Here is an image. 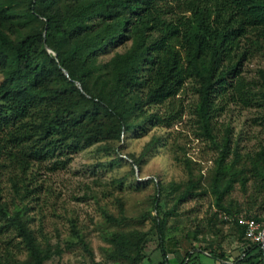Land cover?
I'll return each instance as SVG.
<instances>
[{
	"label": "trees",
	"instance_id": "16d2710c",
	"mask_svg": "<svg viewBox=\"0 0 264 264\" xmlns=\"http://www.w3.org/2000/svg\"><path fill=\"white\" fill-rule=\"evenodd\" d=\"M128 40L126 50L99 60L110 46ZM256 55L264 58V0H0V179L6 171L16 207L8 211L0 186V216L15 225L31 264L51 255L21 217L32 192L34 160L119 138L131 128L128 118L135 111L170 124L182 116L178 95L187 84L198 96L196 121L208 136L230 105L251 109L252 122L264 126V65L252 75L245 69ZM161 106V113L150 111ZM228 148H222L213 185L218 208L231 217L242 246L248 241L235 217L239 211L220 203ZM252 164L264 186V143ZM153 204L162 249L156 264L169 263L159 189ZM218 215L219 209L212 218ZM244 216L264 221L257 214ZM145 236L112 232L107 238L133 264H146ZM247 251V260L260 256L255 244ZM207 254L224 258L221 251Z\"/></svg>",
	"mask_w": 264,
	"mask_h": 264
},
{
	"label": "rangeland",
	"instance_id": "374dc122",
	"mask_svg": "<svg viewBox=\"0 0 264 264\" xmlns=\"http://www.w3.org/2000/svg\"><path fill=\"white\" fill-rule=\"evenodd\" d=\"M130 43L110 46L99 60H108ZM262 65L264 58L256 55L245 69L252 75ZM178 96L182 116L170 124L135 111L128 118L131 128L119 138L66 148L54 158L33 161L32 192L24 200L21 217L51 254L43 264H133L107 238L112 232L146 233L143 261L156 264L162 258L152 219L158 215L153 207L157 189L159 217L166 216L169 264H178L187 252L184 264H214L216 259L207 254L212 250L230 259L236 256L238 231L226 218L228 213L218 208L213 180L222 148L229 144L219 180L224 188L220 203L231 212L264 217V186L252 169L255 151L264 143V126L252 122L251 109L230 105L214 119L208 136L196 121L198 96L190 84ZM158 108L150 111L163 112L162 106ZM0 182L11 213L16 207L6 171ZM13 261L31 264V257L15 225L0 216V264Z\"/></svg>",
	"mask_w": 264,
	"mask_h": 264
},
{
	"label": "built area",
	"instance_id": "2783aa9c",
	"mask_svg": "<svg viewBox=\"0 0 264 264\" xmlns=\"http://www.w3.org/2000/svg\"><path fill=\"white\" fill-rule=\"evenodd\" d=\"M236 217L237 223L243 229V236L248 241V244L241 246V251L238 254L237 259H233L228 264H264V221L255 219L254 217L244 216L239 214ZM231 220V217H226ZM255 244L256 252H259L260 256L252 258V260L245 259L249 257L248 247L249 244ZM168 257V255H167ZM161 264H169L167 261Z\"/></svg>",
	"mask_w": 264,
	"mask_h": 264
},
{
	"label": "crops",
	"instance_id": "0c3cea01",
	"mask_svg": "<svg viewBox=\"0 0 264 264\" xmlns=\"http://www.w3.org/2000/svg\"><path fill=\"white\" fill-rule=\"evenodd\" d=\"M240 251H241V245L238 246L236 256H238V254L240 253ZM236 256H235V257H236ZM235 257H234V258H235ZM234 258L230 259V258H228V257L226 256V257H224L223 259H216L214 264H216V263L228 264V263L231 262ZM183 264H184V263H183Z\"/></svg>",
	"mask_w": 264,
	"mask_h": 264
},
{
	"label": "water",
	"instance_id": "95a60500",
	"mask_svg": "<svg viewBox=\"0 0 264 264\" xmlns=\"http://www.w3.org/2000/svg\"><path fill=\"white\" fill-rule=\"evenodd\" d=\"M48 51H51V49L48 48ZM63 71H64L65 74H67V71L65 69H63ZM78 85H79V87H81L80 84H78Z\"/></svg>",
	"mask_w": 264,
	"mask_h": 264
}]
</instances>
